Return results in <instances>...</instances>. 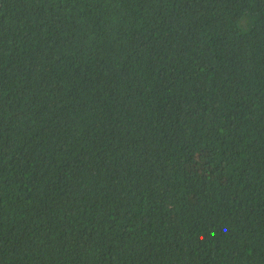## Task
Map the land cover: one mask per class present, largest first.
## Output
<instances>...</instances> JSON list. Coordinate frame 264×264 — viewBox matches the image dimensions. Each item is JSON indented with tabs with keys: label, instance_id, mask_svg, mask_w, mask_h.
Instances as JSON below:
<instances>
[{
	"label": "trees",
	"instance_id": "1",
	"mask_svg": "<svg viewBox=\"0 0 264 264\" xmlns=\"http://www.w3.org/2000/svg\"><path fill=\"white\" fill-rule=\"evenodd\" d=\"M0 264H264V0H0Z\"/></svg>",
	"mask_w": 264,
	"mask_h": 264
}]
</instances>
